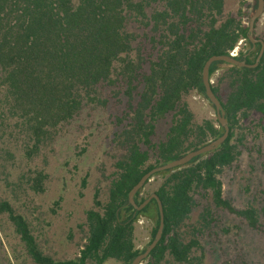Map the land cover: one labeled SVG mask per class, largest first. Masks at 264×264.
Here are the masks:
<instances>
[{"label": "trees", "instance_id": "16d2710c", "mask_svg": "<svg viewBox=\"0 0 264 264\" xmlns=\"http://www.w3.org/2000/svg\"><path fill=\"white\" fill-rule=\"evenodd\" d=\"M225 6L226 0H0V223L4 218L11 223L35 264H106L110 259L131 264L146 249L135 242L140 217L154 221L150 242L154 239L160 224L157 200L137 210L129 192L151 169L224 133L219 120L196 123L185 97L194 90L206 97L202 73L211 56L230 54L242 39L253 46L249 25L240 17L246 13L241 8L223 18ZM146 41L153 45L149 57ZM261 48L258 42L255 51H240L238 58L254 64ZM221 63L226 62L211 66V79ZM226 64V72L212 83L230 125L226 141L183 167L157 174L162 180L154 190L146 191L148 181L135 196L141 204L156 193L164 207L162 239L144 264H205L200 235L212 229L218 209L235 213L249 230L264 234L260 211L235 208L224 196L221 178L241 153L240 119L252 111L264 115V53L256 67ZM119 83L126 87L129 109L118 118L115 140L122 152L115 170L105 175L107 193L101 186L94 190L79 254L54 259L40 246L23 207L29 189L47 190L49 173L32 167L6 170V162L18 157L30 165L86 105L101 102V85ZM169 116L166 136L155 141L159 123ZM85 151L82 147L81 154ZM87 184L85 176L83 188ZM197 194L211 196L214 207L206 206L190 223ZM244 239L241 261L233 263L255 264L251 240Z\"/></svg>", "mask_w": 264, "mask_h": 264}, {"label": "rangeland", "instance_id": "374dc122", "mask_svg": "<svg viewBox=\"0 0 264 264\" xmlns=\"http://www.w3.org/2000/svg\"><path fill=\"white\" fill-rule=\"evenodd\" d=\"M255 4L257 5V0H226L223 18L228 14L237 15L242 8L246 14L240 17L243 23L249 25ZM254 36L264 39V13L255 26ZM143 48L145 55L151 56L153 45L146 41ZM236 49L239 54L240 51H255L256 48L242 39ZM228 66L226 63L219 65L212 76V83L217 82ZM125 88L122 83L101 85L98 91L101 102L86 105L73 122L61 129L52 143L44 146L30 165L19 161L18 157L6 162V170L26 171L32 167L49 173L47 190L34 193L29 189L31 194L25 196L23 207L40 246L54 259H71L79 254L85 241L86 229L83 225L86 210L93 204L94 190L101 186L103 195L107 193L109 180L105 175L109 176L115 170L114 163L122 152L115 140V132L121 128L118 118L123 117L129 109ZM103 100L106 104L102 103ZM185 101L193 111L196 123H202L205 119L218 120L214 105L197 90L187 95ZM170 117L159 123L155 141L166 136L171 123ZM125 124L126 121L122 125ZM237 130L239 134L244 133V138L239 146L241 153L237 160L221 174L224 196L231 200L235 208L254 206L260 211V220L264 224V115L258 111L250 112L247 117L240 119ZM82 147H86L83 154ZM85 176H88V184L83 188L82 179ZM161 180L162 178L154 176L146 191L151 193ZM146 194L148 193H143L145 196ZM60 197L62 201L57 207L55 201ZM196 199L199 205L195 208L190 223L197 221L206 206L211 204L214 207L209 195L197 194ZM214 214L216 221L212 223V229L200 235L205 246V264H226L229 259L232 260L230 264L240 262L244 253L241 249L245 235L251 240L253 262L264 264V234L249 230L250 227L243 218L226 209H218ZM135 225L136 246L144 249L151 240L154 221L140 217ZM224 228L230 229V232H225ZM241 228L244 229L238 230ZM19 241L12 231L11 223L4 218L0 223V264H35L26 255ZM106 264L123 263L110 259Z\"/></svg>", "mask_w": 264, "mask_h": 264}, {"label": "water", "instance_id": "95a60500", "mask_svg": "<svg viewBox=\"0 0 264 264\" xmlns=\"http://www.w3.org/2000/svg\"><path fill=\"white\" fill-rule=\"evenodd\" d=\"M263 13H264V0H257V6L254 13L251 16L249 22V30H248V36L249 39L252 41L253 46H255L258 42L262 44L261 51L254 64L247 63L245 59L241 60L238 58V56H234L233 54H221V55L211 56L206 61L203 67L202 77L205 85L206 97L214 105L218 120L221 126L224 128V133L220 137L210 141L209 143L199 147L198 149L189 151L188 153H186L185 155L181 156L178 159H175L173 161H170L168 163L159 165L151 169L140 179V181L129 192V203H131L137 210L143 209L153 198H155L158 202V207L160 212V224L154 239L148 244V246L142 253H140L134 258L131 264H143L148 259L152 250L158 245V243L162 239L164 227H165L164 207L160 197L156 193H152L141 204H138L135 199L136 194L146 185L148 181H151L152 178L157 174L167 170H173L176 168L183 167L189 164L193 159L203 154L216 150L221 144H223L226 141L230 133V125L225 115L224 107L221 101L219 100V98L217 97V95L215 94V92L213 91L212 81L210 78V69L213 63L219 61L234 64L237 66H242V67L246 66L251 68L256 67L260 63V60L264 53V40L258 39L254 36V29H255L256 21L262 16Z\"/></svg>", "mask_w": 264, "mask_h": 264}, {"label": "built area", "instance_id": "2783aa9c", "mask_svg": "<svg viewBox=\"0 0 264 264\" xmlns=\"http://www.w3.org/2000/svg\"><path fill=\"white\" fill-rule=\"evenodd\" d=\"M231 54H233L234 56H237L238 55V49H234L232 52H231Z\"/></svg>", "mask_w": 264, "mask_h": 264}, {"label": "flooded vegetation", "instance_id": "af4514ba", "mask_svg": "<svg viewBox=\"0 0 264 264\" xmlns=\"http://www.w3.org/2000/svg\"><path fill=\"white\" fill-rule=\"evenodd\" d=\"M256 46H257V44L255 46H253V48H256ZM251 52H252V50H250L248 54H251Z\"/></svg>", "mask_w": 264, "mask_h": 264}, {"label": "clouds", "instance_id": "9594fccd", "mask_svg": "<svg viewBox=\"0 0 264 264\" xmlns=\"http://www.w3.org/2000/svg\"><path fill=\"white\" fill-rule=\"evenodd\" d=\"M231 54V53H230ZM238 56V55H237Z\"/></svg>", "mask_w": 264, "mask_h": 264}]
</instances>
